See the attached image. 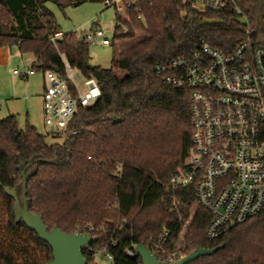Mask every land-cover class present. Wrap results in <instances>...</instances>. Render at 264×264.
I'll return each mask as SVG.
<instances>
[{"label": "trees", "instance_id": "1", "mask_svg": "<svg viewBox=\"0 0 264 264\" xmlns=\"http://www.w3.org/2000/svg\"><path fill=\"white\" fill-rule=\"evenodd\" d=\"M122 1L125 14H116L112 42L131 44L112 67L104 68L90 66L89 42L80 43L76 32L51 41L61 29L45 4L64 9L104 2L109 7L111 0H0V47L16 46L34 58L37 71L60 74L64 55L101 91L92 105L79 106L68 127L72 133L60 136L61 142L50 143L31 124L20 128L14 115L0 119V195L7 203L8 226L14 234L26 232L40 251L24 249L21 260L0 250V264L52 260L49 244L16 219L14 199L4 191L14 188L21 196V169L32 161L27 170L33 171L26 195L30 210L42 216L49 230L91 234L94 252L110 253L113 264H143L139 256L125 254L139 244L163 260L155 244L164 228L166 251L182 248L186 256L198 248H218L189 264H264V208L209 241L211 215L198 205L195 184L169 185L192 146L190 91L164 83L156 71L157 65L191 53L202 39L230 53L248 30L264 38V0H238L246 20L232 6L199 12L184 0ZM98 28L93 24L91 31ZM94 252L86 254L89 262Z\"/></svg>", "mask_w": 264, "mask_h": 264}, {"label": "built area", "instance_id": "2", "mask_svg": "<svg viewBox=\"0 0 264 264\" xmlns=\"http://www.w3.org/2000/svg\"><path fill=\"white\" fill-rule=\"evenodd\" d=\"M183 2L199 12H220L232 6L246 20L238 0ZM63 36L56 32L51 41L55 43ZM85 39L110 44L102 28L85 34ZM61 56L64 74L43 71V118L50 138L70 135L68 127L79 106L88 107L101 95L94 78H84ZM156 71L164 83L190 91L192 146L169 185L187 188L195 184L198 205L211 215L207 238L214 241L264 208V38H254L248 30L230 53L202 39L191 53L157 65ZM36 72L25 66L14 70L13 75L25 78ZM167 235L164 228L160 242L155 244L157 253L161 261H178L184 257L183 249L166 251L162 243ZM93 252L92 244L84 248L85 256ZM98 252L102 251L94 252L87 264H99ZM125 254L139 256L136 246L126 249ZM105 256L113 264L112 255L105 252Z\"/></svg>", "mask_w": 264, "mask_h": 264}, {"label": "rangeland", "instance_id": "3", "mask_svg": "<svg viewBox=\"0 0 264 264\" xmlns=\"http://www.w3.org/2000/svg\"><path fill=\"white\" fill-rule=\"evenodd\" d=\"M121 3H123L122 0H111V6L108 7L104 2H86L80 6H68L61 9L55 3L47 2L45 6L54 14L56 22L63 34L76 32L78 35L82 33L89 35L91 34L93 24H97L99 28H102L110 44H99L96 39L88 41L91 57L90 62L95 66L110 68L113 66L120 51L131 44V41H124L121 43L112 42L116 25V14L120 12L119 6ZM141 37L142 35H138L137 40ZM28 55L29 54H26L27 57H25V59L29 57ZM13 67H16V65L14 64ZM115 70L118 75H124L120 69L115 68ZM80 87L84 90L82 84ZM37 108L36 106L33 112V120L36 121L37 130L46 135L50 143L54 141L61 142L62 137L58 136L56 139H52L47 135L50 129L48 130L45 128L43 117ZM20 109L22 111L23 107L20 106ZM17 119L20 126L25 127L26 110L23 111ZM24 249H30L29 252L33 251L34 253H40V251L33 246L26 232L22 231L19 234H14L9 229L7 203L0 195V250L5 254L14 255L22 260V258H24ZM96 261L99 264H112L103 251L97 253Z\"/></svg>", "mask_w": 264, "mask_h": 264}, {"label": "water", "instance_id": "4", "mask_svg": "<svg viewBox=\"0 0 264 264\" xmlns=\"http://www.w3.org/2000/svg\"><path fill=\"white\" fill-rule=\"evenodd\" d=\"M84 39L85 33L80 34L79 42H84ZM90 66L92 67L93 65L90 64ZM34 163L32 161L28 166L21 169V175L23 177L21 196L18 195L16 189L4 187L5 193L14 199L13 211L16 219L22 220L41 240L49 244L52 249V260L46 264H87L88 260L84 254V248L94 243V238L91 234L79 232L67 233L58 227L49 230L42 216L30 210L26 195L28 181L33 175V171L27 172V170ZM217 250L218 248H198L178 261L167 263L159 260L156 254L144 244L136 246V252L143 264H189L199 257L213 255Z\"/></svg>", "mask_w": 264, "mask_h": 264}, {"label": "crops", "instance_id": "5", "mask_svg": "<svg viewBox=\"0 0 264 264\" xmlns=\"http://www.w3.org/2000/svg\"><path fill=\"white\" fill-rule=\"evenodd\" d=\"M119 10L121 15L125 14L123 3L120 4ZM28 56L25 59L26 54H22L16 46L0 47V119L11 115L18 118L26 110V125L31 124L36 127V121L33 120L36 106L43 117L45 88L43 71H37L25 78L13 75V71L16 69H22L25 66L32 67L34 58L31 55ZM14 64L16 67H13ZM20 106L23 107L22 111ZM20 128L25 127L20 126Z\"/></svg>", "mask_w": 264, "mask_h": 264}]
</instances>
